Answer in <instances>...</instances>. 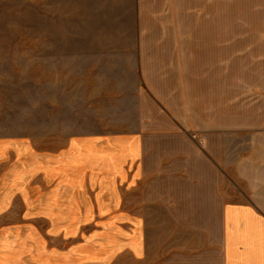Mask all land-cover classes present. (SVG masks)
<instances>
[{
  "label": "rangeland",
  "instance_id": "rangeland-1",
  "mask_svg": "<svg viewBox=\"0 0 264 264\" xmlns=\"http://www.w3.org/2000/svg\"><path fill=\"white\" fill-rule=\"evenodd\" d=\"M34 6L0 0V264H201L197 225L176 222L185 209L144 189L123 205L92 172L96 138L126 130L124 65L45 63ZM179 19L196 45L226 43L244 115L264 120V0H189Z\"/></svg>",
  "mask_w": 264,
  "mask_h": 264
},
{
  "label": "crops",
  "instance_id": "crops-1",
  "mask_svg": "<svg viewBox=\"0 0 264 264\" xmlns=\"http://www.w3.org/2000/svg\"><path fill=\"white\" fill-rule=\"evenodd\" d=\"M29 2L45 63L124 65L115 94L126 130L92 143V172L107 176L116 199L153 190L185 209L176 222L197 225L201 264H264V120L244 115L251 110L242 80L228 76L226 43L184 38L189 0ZM53 188L44 197L60 207Z\"/></svg>",
  "mask_w": 264,
  "mask_h": 264
}]
</instances>
